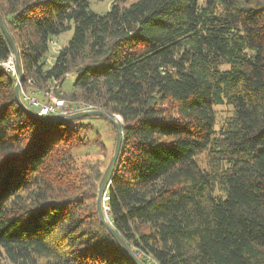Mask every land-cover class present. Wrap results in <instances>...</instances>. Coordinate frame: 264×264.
I'll list each match as a JSON object with an SVG mask.
<instances>
[{
    "label": "trees",
    "instance_id": "trees-1",
    "mask_svg": "<svg viewBox=\"0 0 264 264\" xmlns=\"http://www.w3.org/2000/svg\"><path fill=\"white\" fill-rule=\"evenodd\" d=\"M121 1L99 14L87 0H0L20 96L72 75L57 97L119 124L103 203L144 263L264 264V1ZM10 56L0 27V63ZM16 79L0 65V264H135L98 219L104 168L75 153L85 119L109 121L37 119ZM216 105L230 108L219 124Z\"/></svg>",
    "mask_w": 264,
    "mask_h": 264
},
{
    "label": "rangeland",
    "instance_id": "rangeland-1",
    "mask_svg": "<svg viewBox=\"0 0 264 264\" xmlns=\"http://www.w3.org/2000/svg\"><path fill=\"white\" fill-rule=\"evenodd\" d=\"M89 7L92 11L102 14L105 13L107 10H109L110 4L113 0H87ZM133 0H124L121 1L120 4L124 6H128L129 3ZM264 1V0H262ZM200 4L203 3V0H198ZM72 30H67L60 35L53 38L54 45H50L48 53H47V59L49 62L53 59V54L57 51L58 48H60L62 45H64L71 37ZM15 63V60H14ZM16 66V65H15ZM17 72V70H16ZM15 75V73H12ZM72 75H67L66 78L63 80L61 85L57 86V88H54L52 85L49 88H46V91L44 89H38L28 87L26 91L34 93L38 98L45 101L49 99L48 95H56L57 92L65 93L68 91V89L71 87L72 82ZM52 90V92H50ZM49 91V92H48ZM57 91V92H56ZM78 105H84L81 103H77ZM93 107H91L92 109ZM215 113H216V119L218 124L227 116L230 114V108L226 105H216L214 106ZM85 121L91 122V127L89 131L87 132L86 136L89 139V143L79 147L75 150V153L77 155L78 161L90 164L93 167H101L102 169L107 166L114 150L115 141H116V133L115 129L112 124L109 122L101 119V118H93L88 117L85 119ZM94 135L96 136V143L93 141ZM200 159H202V156H199ZM106 199V196H105ZM2 264H12L8 260L4 259L2 260Z\"/></svg>",
    "mask_w": 264,
    "mask_h": 264
},
{
    "label": "water",
    "instance_id": "water-1",
    "mask_svg": "<svg viewBox=\"0 0 264 264\" xmlns=\"http://www.w3.org/2000/svg\"><path fill=\"white\" fill-rule=\"evenodd\" d=\"M0 27L1 30L9 43V45L12 48V54L15 60L16 70H17V79L14 84V95L16 98L17 103L19 106L25 110L27 113H29L31 116L40 119L45 122H58V121H64V120H73L78 119L81 117L86 116H101L107 119L115 128L116 133V141L115 146L113 150V154L105 167L102 176L100 177V180L98 182L97 186V195H96V211L98 215V219L101 222V224L108 230V232L111 234V236L114 238L115 242L120 246V248L128 255V257L135 263V264H146L144 263L135 253L132 251L130 246L127 244V242L123 239V237L117 232V230L112 226L111 222L106 218L105 210L107 207L104 205L103 201L105 199V192L107 185L110 182V177L112 174V171L114 169V164L116 161V157L119 151L120 147V141H121V131L119 124L105 111L100 110L98 108H92L88 110H81L78 112L70 113L64 116H58V115H39L35 111H33L28 104L24 103L20 96V83L22 79V72H21V66L19 64L18 59V51L16 48V45L11 38L9 32L7 31L6 27L4 26L2 16L0 14Z\"/></svg>",
    "mask_w": 264,
    "mask_h": 264
},
{
    "label": "built area",
    "instance_id": "built-area-1",
    "mask_svg": "<svg viewBox=\"0 0 264 264\" xmlns=\"http://www.w3.org/2000/svg\"><path fill=\"white\" fill-rule=\"evenodd\" d=\"M0 65L5 67L7 70L11 71V73L17 74L13 56H10L4 62H1ZM22 97L27 101L26 104H28V106L39 115L64 116L81 110L91 109V106L88 104H84L81 106L70 105V103L67 102L65 99L56 97L54 95L53 96L48 95L49 97L48 101L41 100L32 92L30 93L22 92ZM147 260L149 264H155V262L148 257Z\"/></svg>",
    "mask_w": 264,
    "mask_h": 264
}]
</instances>
